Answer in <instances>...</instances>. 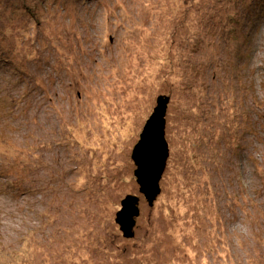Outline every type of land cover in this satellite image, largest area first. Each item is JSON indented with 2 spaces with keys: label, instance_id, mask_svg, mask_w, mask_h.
<instances>
[{
  "label": "rangeland",
  "instance_id": "rangeland-1",
  "mask_svg": "<svg viewBox=\"0 0 264 264\" xmlns=\"http://www.w3.org/2000/svg\"><path fill=\"white\" fill-rule=\"evenodd\" d=\"M263 12L264 0H0V264H264V155L231 156L259 146ZM248 35L256 86L225 70ZM159 95L169 156L150 206L131 153ZM127 194L140 197L131 237L115 222Z\"/></svg>",
  "mask_w": 264,
  "mask_h": 264
},
{
  "label": "water",
  "instance_id": "water-1",
  "mask_svg": "<svg viewBox=\"0 0 264 264\" xmlns=\"http://www.w3.org/2000/svg\"><path fill=\"white\" fill-rule=\"evenodd\" d=\"M169 100L170 97L166 95H159L156 98V105L145 121L131 153L139 193L150 206L161 191L160 180L169 156L168 142L165 138ZM139 201L138 195L127 194L120 202L121 208L116 213L115 222L125 237L133 236L135 218L139 215Z\"/></svg>",
  "mask_w": 264,
  "mask_h": 264
},
{
  "label": "trees",
  "instance_id": "trees-1",
  "mask_svg": "<svg viewBox=\"0 0 264 264\" xmlns=\"http://www.w3.org/2000/svg\"><path fill=\"white\" fill-rule=\"evenodd\" d=\"M253 14L255 16H258L257 12H253ZM254 21H257V17L254 18ZM250 43L251 42L249 41V35H248L247 39L245 38L239 44V47H243L242 53H240L241 52L240 48H239L237 53L234 52L233 56L229 57V61H227V63H226L227 69L225 68V70H227V71H231V70L235 71L234 76L237 77L236 79H237L238 83H240V79L243 76L246 75L248 78H250L252 76L253 85L256 86L257 76L255 75V71L253 72V70H252V73H251V71H249L247 73L246 72L247 69L245 70V66L243 67L245 62H247L246 59L250 57V55H249V50H250V47H251ZM238 67H241V68L243 67V68H242L241 72H239V75L237 76ZM258 67H259L258 64L256 66H254L255 70H257ZM254 117H256L258 120H257V123L252 121V127H253L252 128V132H253L252 137H255V139L253 138V143H255V142L259 143V146H255L254 145V147L252 149L250 148V150H249L247 148V145L245 143L243 144V142H241L240 145L236 146L235 148H232L231 156H233L235 158V160L238 163H240V164L247 163V161L250 162V158H249L250 151H253V154H254L253 157L255 159L262 158V156L264 155V144H263V142H261L264 138H263V136H260L258 138V135H262L261 132L264 130V116L263 117L261 116V118L259 119V115L254 114ZM259 120H263V124H260ZM232 161H233V159H232ZM247 164H249V165H252V164L253 165H257V162H254V160H252L250 163H247ZM249 165H247V166H249ZM231 167H232V162L231 161H228L227 164L225 163V169L224 168L221 169L222 175H225V173L226 174L227 173H232V175L234 176L233 171H229L231 169ZM257 176L259 178H262V174L260 172L257 174ZM15 182H18V181H15ZM25 187H26L25 185L17 186V189H20L19 191H22V192H19L20 194L25 193V192L28 191L27 189H25Z\"/></svg>",
  "mask_w": 264,
  "mask_h": 264
}]
</instances>
